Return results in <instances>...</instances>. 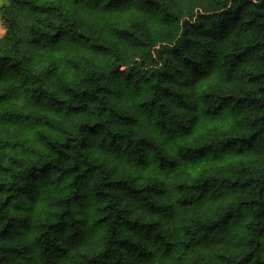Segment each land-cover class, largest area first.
<instances>
[{
    "label": "clouds",
    "instance_id": "clouds-1",
    "mask_svg": "<svg viewBox=\"0 0 264 264\" xmlns=\"http://www.w3.org/2000/svg\"><path fill=\"white\" fill-rule=\"evenodd\" d=\"M0 264H264V0H0Z\"/></svg>",
    "mask_w": 264,
    "mask_h": 264
}]
</instances>
